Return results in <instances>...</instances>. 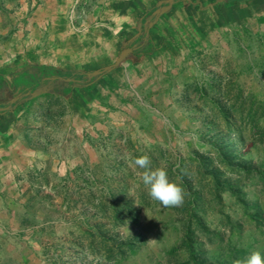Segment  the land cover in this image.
Segmentation results:
<instances>
[{
	"label": "rangeland",
	"instance_id": "374dc122",
	"mask_svg": "<svg viewBox=\"0 0 264 264\" xmlns=\"http://www.w3.org/2000/svg\"><path fill=\"white\" fill-rule=\"evenodd\" d=\"M160 1L0 0L3 73L11 79L25 66L14 63L16 57L36 47L44 45L56 53V45L48 47L56 32L68 39V51H58L70 59L51 66L93 71L114 65L125 41L138 30L136 18L134 29L122 32L125 19H134L127 9L142 14ZM184 5L185 1L172 4L159 16H174ZM48 13L62 16L60 22L47 20ZM53 28H57L54 33ZM33 31L45 38L33 43ZM246 37L242 47L231 43L204 58V71L196 70L184 91L181 86L167 91L158 82L152 91L151 83L144 82V92L149 96L154 92L155 98L144 97L135 116L125 115L121 107L115 117L107 114V94L114 75L122 77L121 69L114 74L110 70L94 84L66 95L42 93L14 108L15 114L40 115L33 121L24 117L22 125L36 130L37 123L44 137L34 144L44 145L46 151L39 164L12 174L18 181L21 223L18 231L12 229L16 237L0 234V264H168V254L180 245L194 205L205 222L206 230L197 234L207 241L204 256L209 262L235 264L230 243L250 254L264 247V194L259 182L264 172V136L260 134L264 116L257 120L258 130L248 123L240 126L239 115L232 113L231 118L239 122L238 132L226 126L216 108H230L243 100L247 105L252 100L264 103V42ZM27 46L32 49L28 51ZM5 91L0 93V104L11 98ZM219 152L226 153L232 164L222 163ZM141 155L149 157L153 169L165 168L169 179L182 187L181 205L163 206L149 197L141 182L144 169L132 163ZM214 177L234 184L237 193L217 198L211 192ZM199 191L204 199L193 203ZM103 200L129 202L135 219L117 223L109 217L111 211L106 215L100 210ZM216 233H222L224 240ZM128 240L138 243V251L114 259L109 249ZM177 259L184 261L185 253L180 251Z\"/></svg>",
	"mask_w": 264,
	"mask_h": 264
},
{
	"label": "crops",
	"instance_id": "0c3cea01",
	"mask_svg": "<svg viewBox=\"0 0 264 264\" xmlns=\"http://www.w3.org/2000/svg\"><path fill=\"white\" fill-rule=\"evenodd\" d=\"M163 8H167V5ZM181 9L179 13L174 14L175 17L158 16L150 25L148 33L153 46L151 51L140 54L132 52L122 65L112 69L113 74L119 69L123 74L122 77L114 75L111 89L107 94L109 117L118 115L119 111L116 109L120 107L126 112L125 115L135 116L140 113L139 107L141 109L144 97L155 98L154 92L152 96L144 92V82L151 83L152 91L155 90L157 82L165 84L163 87L167 91L176 87L179 89L180 86L184 91L188 87L186 84L195 76L196 70L204 71V58L208 55L226 50L231 43L240 44L242 47L243 41L248 42L246 36L251 37L250 41L257 39L264 42V0L230 2L220 0L206 4L203 0H185V5ZM146 10L144 9L142 14H135L134 8H128L127 13L134 19L132 17L125 19L122 32L129 34L134 29L133 22L136 18L135 27L138 29L141 16ZM45 17L53 23H58L62 16L55 17L54 14L48 13ZM56 30L57 28L51 29L53 33ZM60 33L56 32L48 42V47L52 44L58 47L56 53H51L50 49L42 45L41 49L36 47L35 51L18 55L14 63L56 65L67 62L70 57L61 55L60 51H68L70 45L68 39L65 41V35L61 36ZM139 33L138 29L128 41L131 42ZM32 34L33 43L42 37L45 38L37 31H33ZM248 44L253 45L251 42ZM0 65L2 66L1 61ZM1 66L0 72H4ZM92 114L98 115L95 111ZM24 117L33 121V118L39 119L40 115L15 114L13 109L0 113V234H14V237L20 229L21 221L18 220L17 200L20 195L18 181L12 174L18 170H28L37 162L39 164V158L43 159V153L46 151L44 145L34 144L35 139L44 137L40 129H37V123H34L36 130L32 129L30 124L26 127L22 125ZM43 122L40 121L41 124Z\"/></svg>",
	"mask_w": 264,
	"mask_h": 264
},
{
	"label": "trees",
	"instance_id": "16d2710c",
	"mask_svg": "<svg viewBox=\"0 0 264 264\" xmlns=\"http://www.w3.org/2000/svg\"><path fill=\"white\" fill-rule=\"evenodd\" d=\"M179 1H185V0H175L176 2ZM186 1H192V0H186ZM226 2L230 1H241V0H225ZM165 5H169L165 2ZM160 5L157 4L153 8L147 9L145 12H143V15L141 16L138 29L140 31V35L138 36L137 42L138 46L134 50L133 53H145L149 52L153 49L152 43L150 42V35L148 33V29L151 25V23L154 22V20L157 19L158 15L154 14V12L159 9ZM145 40V42H144ZM132 42L125 41L124 49L131 47ZM88 71L84 70H64L59 69L57 67L51 66V65H39V64H28L22 67L18 72H16L11 79H7L3 72H0V93L4 92L5 90H11V92H15L18 90V87H25V86H33L35 84H38L40 82L47 83V82H53V85L48 86L50 91L49 92H56L63 95L68 94L71 92L74 88H82L88 86L90 83L94 84L93 82L96 80L97 76H94L93 78H87L86 73ZM109 72V71H108ZM50 76H57V77H64L62 80L53 81L49 79ZM59 79V78H58ZM66 79H71L70 81ZM81 83V85L79 84ZM47 86V85H46ZM43 88V87H42ZM34 89V88H33ZM9 92V91H8ZM12 93L9 92L8 95H11ZM28 98H31L30 96ZM23 99L22 102H24L26 99ZM21 102V103H22ZM9 102H4L0 104V106L4 107V105L8 106ZM17 104L14 105L9 104V110H12ZM219 108L221 113H223L224 116V122L226 126L230 130H237L240 132V129L238 128V121H234L231 118L232 113H237L240 117V126L245 125L246 123L252 125L255 129L259 130V126L257 124V120L260 117L264 116V103H257L256 101L252 100L249 105H247L246 100H243L240 102V104L234 103L230 108L226 107H216ZM8 110V111H9ZM3 111V112H8ZM1 113V112H0ZM263 133L264 136V130H260V134ZM219 159L222 163L231 165L232 161L228 158V155L224 152H219ZM258 172V171H257ZM259 182L262 184V191L264 194V172L259 175ZM202 184V183H201ZM212 193L218 198L222 194L225 193H237L234 190V184L231 182H222L219 178L214 177L212 181ZM241 194V193H239ZM204 195L201 193V191L197 192L194 201L199 202V200H203ZM119 202V203H118ZM244 204V201H242ZM244 206V205H243ZM259 207V205H257ZM100 210L103 214L113 213L109 217H113L114 220L118 222H122L124 219H132L134 220V213L135 208L129 203L125 201H114L113 203H109V201L103 200L100 202ZM195 208V209H194ZM193 212H190L188 215V220L185 225V234L181 240V243L178 247H175L172 249L167 258L168 264H214L209 262L207 257L204 255L207 254L206 249V240L201 239L200 236L197 233H200L199 231H205L206 226L205 222L203 221L202 216L199 215L198 206L194 205ZM105 215V216H106ZM208 234V233H207ZM217 237L219 239L224 240V235L222 233H216ZM91 237L94 238V233L91 234ZM208 239V237H206ZM210 238V237H209ZM94 241V239L92 240ZM114 242H118L117 238L113 239ZM232 243L229 244V249H232L230 251L232 258H235L237 261H243L247 256L250 255V252L248 250H245L244 248L241 249H235L232 248ZM139 249L138 243L134 242L133 240H128L127 242L123 244L115 245L114 247H111L110 253L111 256H115L114 259L120 258H127L128 254H135ZM262 253H264V247H261L258 249ZM184 252L186 255V259L184 261H180L177 259V254L179 252ZM113 257H110V259Z\"/></svg>",
	"mask_w": 264,
	"mask_h": 264
},
{
	"label": "clouds",
	"instance_id": "9594fccd",
	"mask_svg": "<svg viewBox=\"0 0 264 264\" xmlns=\"http://www.w3.org/2000/svg\"><path fill=\"white\" fill-rule=\"evenodd\" d=\"M132 163L144 169L141 182L152 200L160 202L163 206H178L183 203L185 194L182 187L169 179L165 168L153 169L147 155L135 157ZM235 264H264V253L253 251L243 261L238 260Z\"/></svg>",
	"mask_w": 264,
	"mask_h": 264
},
{
	"label": "water",
	"instance_id": "95a60500",
	"mask_svg": "<svg viewBox=\"0 0 264 264\" xmlns=\"http://www.w3.org/2000/svg\"><path fill=\"white\" fill-rule=\"evenodd\" d=\"M164 2L168 3L169 5H167V7H170L174 2L175 0H163L160 2V5L163 4ZM162 12V8H159L157 9L154 14L156 15H160ZM153 23H151L152 25ZM140 35V33H139ZM136 49V47H128V48H125L123 49L119 56L117 57L116 61H115V64L114 65H109V66H106L102 69H96V70H93V71H88L86 73V77L87 78H93L94 76H97L96 78H99L100 76H102L103 74L107 73L108 71L112 70L115 66H117L118 64H120L122 62V60L124 58H126L129 54H131L132 52H134V50ZM71 79H68V81H70ZM79 84L81 85V83L79 82ZM47 93V91H44V88H40V89H37L35 91H33L32 93H28L30 94V97H36L42 93ZM12 103H13V100H12ZM9 110V107H2L0 106V112H3V111H7Z\"/></svg>",
	"mask_w": 264,
	"mask_h": 264
},
{
	"label": "flooded vegetation",
	"instance_id": "af4514ba",
	"mask_svg": "<svg viewBox=\"0 0 264 264\" xmlns=\"http://www.w3.org/2000/svg\"><path fill=\"white\" fill-rule=\"evenodd\" d=\"M166 5H165V2L163 3V4H161L160 5V7L159 8H163V7H165ZM138 36L139 35H137V36H135L132 40H131V42H132V45H131V47H136L137 48V46H138V44H137V42H135L136 40H137V38H138ZM49 79H51V80H53V81H58V80H62L64 77H57V76H50V77H48ZM59 78V79H58ZM66 80H68V79H66ZM47 85V86H46ZM51 85H53V82L51 81V82H47V83H42V82H40V83H38V84H35V85H33V86H25V87H23V86H21V87H18V90L17 91H13V92H11L13 89H11V90H8L10 93H12L11 94V98L7 101V102H9L8 103V106L7 105H4V107L6 106V107H9V104H11V105H14L15 103L17 104L14 108H16L22 101H23V99H25V98H28L29 96H30V94H28V93H32L33 91H35V90H37V89H40V88H44V91H47V92H49L50 91V89H49V87L48 86H51ZM34 88V89H33ZM6 93H7V90L5 91ZM45 93V92H44ZM9 94V93H8ZM12 100H13V103H12ZM13 108V109H14Z\"/></svg>",
	"mask_w": 264,
	"mask_h": 264
}]
</instances>
